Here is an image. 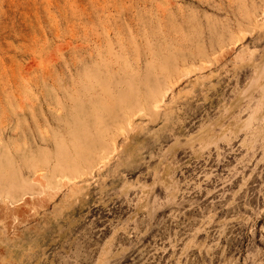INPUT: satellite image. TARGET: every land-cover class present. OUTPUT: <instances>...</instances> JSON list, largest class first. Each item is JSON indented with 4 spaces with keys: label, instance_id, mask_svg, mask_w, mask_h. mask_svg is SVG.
Segmentation results:
<instances>
[{
    "label": "rangeland",
    "instance_id": "1",
    "mask_svg": "<svg viewBox=\"0 0 264 264\" xmlns=\"http://www.w3.org/2000/svg\"><path fill=\"white\" fill-rule=\"evenodd\" d=\"M0 264H264V0H0Z\"/></svg>",
    "mask_w": 264,
    "mask_h": 264
}]
</instances>
